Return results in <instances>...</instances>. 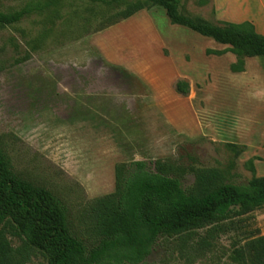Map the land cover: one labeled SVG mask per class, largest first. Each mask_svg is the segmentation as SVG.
<instances>
[{"label": "rangeland", "instance_id": "374dc122", "mask_svg": "<svg viewBox=\"0 0 264 264\" xmlns=\"http://www.w3.org/2000/svg\"><path fill=\"white\" fill-rule=\"evenodd\" d=\"M37 1L0 0V10L11 13ZM134 1L60 0L51 11L0 27V148L16 174L62 201L71 230L89 248L97 244L93 201L115 192L118 164L146 162L153 172L155 163L164 164L165 173L186 191L195 187L200 172L216 173L221 183L235 185L264 177L262 91L257 82L246 90V82L230 72L226 60L203 55L224 46L172 25L161 8L149 10L156 32L190 78L182 81L197 96L204 128L198 135L174 129L154 104L149 87L135 75H123L122 65L133 64L150 75L147 58L159 50L150 48L156 39L142 37L147 28L136 24L147 12L98 33ZM180 2L182 12L194 19L224 22L213 0ZM241 2L218 0L229 16L230 11L246 12ZM99 47L122 65L107 61ZM186 53L192 55L187 67L181 56ZM211 74L212 86L207 81ZM158 82L159 98L176 107L167 84L161 78ZM204 84L203 103L198 94ZM182 112L183 123L192 129L194 116L185 108ZM259 235L264 236V209L233 214L179 237L160 238L142 264H252L246 243ZM13 244L19 242L13 239ZM30 264L46 261L38 256Z\"/></svg>", "mask_w": 264, "mask_h": 264}, {"label": "trees", "instance_id": "16d2710c", "mask_svg": "<svg viewBox=\"0 0 264 264\" xmlns=\"http://www.w3.org/2000/svg\"><path fill=\"white\" fill-rule=\"evenodd\" d=\"M59 1L39 0L11 13L0 10V27H13L33 14L51 11ZM153 8L163 9L172 25L229 46L225 51H207V55H235L232 73L244 72L247 58L264 57V36L252 23L215 25L194 19L182 12L180 0L128 3L115 14L116 20L98 33ZM3 69L0 62V72ZM175 89L183 96L190 93L184 81H178ZM165 167L155 163L153 172L146 162L116 165L115 192L93 201L97 244L89 248L71 230L62 201L16 174L0 148V264H30L38 256L46 264H142L160 238L179 237L233 214L264 209V177L235 185L221 183L216 173L200 172L195 187L186 191L178 179L165 173ZM245 250L252 264H264V236L250 239Z\"/></svg>", "mask_w": 264, "mask_h": 264}, {"label": "crops", "instance_id": "0c3cea01", "mask_svg": "<svg viewBox=\"0 0 264 264\" xmlns=\"http://www.w3.org/2000/svg\"><path fill=\"white\" fill-rule=\"evenodd\" d=\"M213 1L216 7V13L221 20H223L224 22L236 23V24H240L243 22H250L254 25L256 32L264 36V0H241L242 1L241 3L243 4V8L244 7L247 8L246 10L247 13L237 12L236 14H233L230 11V16L225 9L220 8L221 6H219L218 0H213ZM144 12H147L148 16H146V18L144 16L138 18V22L136 24L142 26L145 30L147 28V33L144 34L142 37L146 39L150 38L151 40L150 42H152V38L156 39L155 42H152V45H150L151 47L150 46L149 47L152 49L155 46L159 47V50L154 49V51L151 53L152 56L147 58L149 65L147 67L149 68L148 71H152L150 75L148 74L146 76L145 69L139 68L138 64L135 66L134 64L129 66H123L122 64H119V62L116 63L117 61H115L114 59H110V57L106 56L105 52H103V50L100 47L99 49L107 61L114 64L122 65V67L124 68L123 75H126L127 77H130V74L135 75L136 77H139L149 87V89L152 92L154 104L157 106L158 110L162 113V115L165 117V119L174 129L182 133H188L190 135H196V134L198 135L200 133H204L201 114L198 111V109L195 107L197 96L195 97L193 96V91L191 92V94L189 93L190 95L188 94L189 96L188 95L183 96L175 92L176 83L178 81L184 80V78L188 79L189 77L187 75H184L185 73H182L180 71L181 69L177 64L176 59L173 57L170 51V47L163 42L160 35L156 32L153 19L150 17L151 14H149L151 11L149 10L141 11L136 15H134L133 17H131L130 19L135 18L139 14L143 15ZM152 13H155V11L154 12L152 11ZM130 19L123 22L128 23ZM121 24L123 23L121 22ZM121 24L120 23L117 24L112 29L121 27L120 26ZM228 48L229 46H224L222 48L208 49L204 51L203 55H205L204 57L207 60H212V59L213 61L226 60L230 69V66L236 62V57L232 53L226 52L221 56L207 55V51H225ZM181 56L185 57V61L183 63L185 67L191 64L192 55L190 56L189 54L186 53L184 55L182 54ZM188 56L190 57V59H188ZM156 62L157 64H159V66L157 65L155 67L154 64L152 63H156ZM233 74L241 77L242 80L246 82L245 83L246 85L244 84L246 90L247 89L250 90L251 86L253 84H256L257 82L260 91H262L260 94H262L264 98V57L247 58L245 61V71L242 73H233ZM214 76L215 74L207 75L208 78L207 81L209 82L210 86H212V84L215 82V79L213 78ZM160 78L163 82L164 87H165L164 84H167L166 90H168L169 96H171L173 100L172 103H176L177 105L176 107L170 108V104L168 103V101L164 100V97L160 96L159 98L158 92L159 89L161 90V88L159 87L158 80ZM204 85L205 86H202V89L200 90V95L198 94V97L200 96V99L202 100L203 103H204V94H206V89H205L206 84ZM263 104H264V99H263ZM181 107H182V111L185 108L186 111L188 110V112L191 113L192 117L194 116L195 122L192 121L193 123H191V128L193 127L192 129H187L188 127L185 126V124L183 123L184 112L181 111ZM260 136L261 139H264V132H262Z\"/></svg>", "mask_w": 264, "mask_h": 264}]
</instances>
